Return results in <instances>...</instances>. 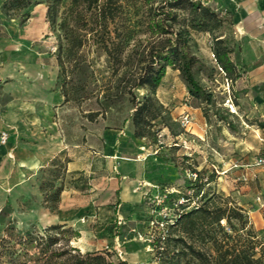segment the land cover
<instances>
[{
    "label": "crops",
    "instance_id": "crops-1",
    "mask_svg": "<svg viewBox=\"0 0 264 264\" xmlns=\"http://www.w3.org/2000/svg\"><path fill=\"white\" fill-rule=\"evenodd\" d=\"M6 1L0 0V131L7 132L9 140L0 144V198L11 193L15 209L28 203L27 219L32 224L73 227L80 233L77 248L83 253L112 244L117 250L123 247L131 260V256L145 260L137 237L133 238L151 218L143 192L154 184L176 190L182 172L189 171L167 148L169 142L162 141L163 151L156 153L157 145L137 140L131 120L116 128L91 126L84 131L76 127L75 132H69L65 126L71 110L57 87L59 67L49 51L46 5L32 6L29 18L22 22L25 10L7 17L2 9ZM209 4L228 12L229 23L222 28L221 38L233 49L231 59L238 68H248L239 79L245 101L237 109L263 121L264 0H209ZM186 112L192 118L187 141L195 153L196 140L205 142L207 124L201 123L196 113ZM234 146L235 159L225 147L221 150L226 161L230 158L241 167L230 168L231 163L226 162L225 169L238 180L243 175L249 177L236 192L243 203L257 201L255 214L263 221L264 165L256 167L254 163L261 157L259 153L264 156V131L251 150L241 143ZM206 156L204 152V165L209 168ZM55 160L64 164L65 188L52 212L43 203L40 184L42 173L53 168ZM225 183L229 187L230 183ZM123 228L128 230L125 241L117 235Z\"/></svg>",
    "mask_w": 264,
    "mask_h": 264
},
{
    "label": "trees",
    "instance_id": "trees-1",
    "mask_svg": "<svg viewBox=\"0 0 264 264\" xmlns=\"http://www.w3.org/2000/svg\"><path fill=\"white\" fill-rule=\"evenodd\" d=\"M65 2L8 0L2 9L7 17L25 10L21 16V21L25 22L32 6L40 3L46 5L47 22L57 39L56 59L63 79L60 92L64 104L70 100L81 102L86 99L89 81L97 71L89 58L92 48L106 56L112 74L109 82L99 90L97 102L112 107L122 103L127 96L131 97L134 106L131 122L134 136L138 139L149 138L153 143L158 142L162 128L157 126L156 121L164 119L165 107L157 98V91L169 68L179 71L191 97L206 106L213 104L212 94L206 90L198 76L205 66L199 56L196 34L209 33L213 36V55L217 65L230 80L231 87L244 74L242 68H238L231 59L233 49L228 41L217 35L229 23L228 12L222 8H213L209 0H145L141 6L144 10L142 20H134L135 13L129 12V4L125 0H70L62 11ZM140 24L144 27L145 45H142L141 38L134 39ZM132 41H136V44H132ZM139 89L145 90L141 99L135 94ZM100 114L99 111L89 112L86 118L93 122ZM257 122L264 129V121ZM63 169L64 164L55 160L53 168L47 170L48 176L40 184L43 201L51 211L58 208L65 188ZM192 172L197 173L196 170ZM213 181L212 176H209L204 183L198 175L189 188L198 190L199 194L206 184ZM202 197L203 205L190 208L191 196H184V204H179L177 196H169L174 221L167 223V233L160 231L159 236H154L151 242L160 256L166 255L168 263H165L178 264V257L184 253L182 249L177 250L178 242L184 241L172 237V231L180 228L185 233L200 229L203 241L210 244L211 252L208 254L184 242L191 256L201 264H264V243L253 242L249 237L240 245H230L231 236L228 233H224L223 238L216 235V229L223 231L222 221L232 228L233 220H236L242 223L241 230L245 229L247 220L242 209L228 205L215 206L206 192ZM175 204L177 207H174ZM150 221L151 218L147 227L152 229ZM17 235V243L21 245L23 254H17L14 250L8 252L15 257V261L21 256L30 258V252L37 249V264H128L120 258L114 260L109 251L81 253L70 245L73 238H80V233L65 225H51L42 233L34 229L18 231ZM62 240L65 243L57 248ZM259 246L260 256L256 258L255 249Z\"/></svg>",
    "mask_w": 264,
    "mask_h": 264
},
{
    "label": "rangeland",
    "instance_id": "rangeland-1",
    "mask_svg": "<svg viewBox=\"0 0 264 264\" xmlns=\"http://www.w3.org/2000/svg\"><path fill=\"white\" fill-rule=\"evenodd\" d=\"M144 1L145 0H125V2L129 4V12L135 13L133 16L134 20L143 19L144 10L141 6ZM69 3L70 0H66L62 11L65 10ZM143 28L144 27L141 24L137 26L134 39L141 38L143 40L142 45H145V35L142 31ZM221 31L222 29L219 30L217 35L220 36ZM195 37L199 45V56L202 58L205 66L198 76L206 90L212 94L214 101L212 105L206 106L191 97L179 71L172 68L168 69L167 75L157 91V98L165 107L164 119L156 121L157 126L162 128L160 134L161 138H158L162 141L165 140L169 142L167 148L171 153H174L175 157L177 156V158H179L178 162L181 167L189 171L182 172L183 176L181 183L176 190H173V188L170 187L168 188L173 190L172 194L177 196L178 200H184L183 198L185 195L191 196L192 201L190 202V208H198L204 204V198L202 197L204 192L211 196V203L215 206L224 207L228 205L229 207L236 206L241 208L244 218L247 220L245 229L241 230L242 223L240 224L236 220H233L232 228L231 225L222 221L221 224L223 226V231L216 229L217 237L223 238L224 233H228L231 236L229 239L230 245H240L245 238L249 237L251 238L249 240L261 244L264 243V217L263 221H261V218L255 214V211H257L258 208L255 199L248 200L244 203L241 201L240 195L236 192V187H240L242 185L241 183L246 182L242 181L241 177L238 180V178L231 173L232 171H227V169H225V163H231L230 168L235 169H239L241 166L239 163L235 162V160L230 162V158L226 161V157L223 155L221 147L228 149V155L231 159H235L234 144L241 143L250 149L254 140L260 141L261 131H264V129L258 126L257 119L249 115V113H244L237 109V106L241 104L243 100L245 101L242 96L243 89L241 86V80H238L234 87H231L230 80L227 79L226 74L217 65L215 57L213 56V36L209 33H199L196 34ZM47 41L50 46L49 51L51 52L55 63H57V39L51 30ZM132 44H136V41H132ZM89 58L93 62V67L97 69V71L94 77L89 81L85 95L86 99L81 102L70 100L66 104L71 112L67 115L68 119L65 127L72 133L75 132L76 127H80L84 131H87L91 126L101 128V130L103 128H116L121 126L123 122L125 125L126 121L131 120L134 113L132 98L129 96H127L122 103L112 107H109L106 104L100 105L97 102L96 96L99 90L104 88L105 84L111 79V64L108 62L106 56L95 52L94 48H92ZM242 71L244 74H247L248 68L244 67V70L242 69ZM62 82L63 79L60 77V71L58 70L57 87L59 90H61ZM144 93L145 90L143 89H139L135 92L139 99L143 97ZM245 103V109L248 110L250 105L247 101ZM187 109L190 112H193V114L196 113L201 123L207 124L205 142H197L196 140L197 151L195 153H193V148L187 141L190 133L181 124L182 117L187 114ZM98 111L101 114L92 122V125L89 124L86 114ZM75 124L78 125L75 126ZM144 140L150 141L153 146L159 145L158 142L153 143L149 138ZM224 142H227L228 144H225ZM203 143L206 144V151H204ZM162 151L163 150H161V152ZM204 152H207V161H205V163L210 165L209 168H205L206 165H204ZM259 155L262 156L261 153H259ZM259 157L260 156L256 157V160ZM193 170H196L201 181L204 183L207 182L209 176H212L214 180L212 183L206 184L199 194L197 193L198 190L195 191L189 188L192 180L189 178L188 174ZM41 176L43 180L48 176V173L43 172ZM226 181L230 183L229 187L226 186ZM6 197L8 198V201L4 202ZM43 203L47 206L45 202ZM27 205L28 203L22 202L19 204V207L16 209L13 208L11 193H8V195H5L2 199L0 198V264H37L35 261V255L38 253L37 249L30 252V258H24L21 256L18 261H15V257H12L11 254L8 253L11 252V250H14L17 254H23L21 245L17 243L19 237L17 235L18 231L25 232L26 230L34 229L37 232L42 233L45 228L49 227L30 223L27 219ZM54 211L55 210H52V212ZM60 225H65L66 228L75 230L73 227L66 224ZM235 229L237 230L236 232ZM127 231L128 230L124 228L119 230L117 235L120 236L121 240L123 238V241H125L126 237H128ZM159 233V230H152L147 226L133 233L135 234L133 238L137 237L141 250L145 253V260L138 261L139 258L135 256H131L133 258V260H131L124 253L125 251L123 250V247L117 250L112 244L108 245L101 251L111 252L114 260H116L119 257V254H121L122 258L126 260L128 264H167L166 255L164 254L163 256H160L159 251L152 243L150 244L148 242V240H153L154 236H159ZM172 237L182 239L186 244H191L195 249L200 250L201 252H207L208 254L211 252V246L209 243L203 241L200 229H197L192 233H185L180 228H175L172 231ZM78 239L79 238H73L70 245L77 248ZM239 240L242 242H239ZM184 242H178L177 245V250H184V253L178 257V264H201L196 258L191 256L189 250L185 248ZM64 243L65 242L62 240L56 247L61 248ZM260 248L261 246L255 249L257 252L255 255L256 258L260 256Z\"/></svg>",
    "mask_w": 264,
    "mask_h": 264
},
{
    "label": "built area",
    "instance_id": "built-area-1",
    "mask_svg": "<svg viewBox=\"0 0 264 264\" xmlns=\"http://www.w3.org/2000/svg\"><path fill=\"white\" fill-rule=\"evenodd\" d=\"M191 122H192V118L190 117L189 114H186L185 116L182 117L181 124L186 130H188ZM159 138H161V135L159 136ZM8 140H9L8 133L5 131L1 132L0 144L4 145L8 142ZM158 144L159 145L155 150L156 153L158 152V150H160V148L163 145L162 140L158 139ZM263 165H264V156H261L256 160L254 166L260 167ZM188 176L192 181H195L198 178V174L195 172H190ZM241 179L244 182L249 181V177L246 175H243ZM172 193H173L172 189L167 187H162L157 184L148 185L145 188V191L143 192V201L147 204L149 208L150 217H151L150 226L152 229H157L164 233L166 232L167 223L174 221L175 215L173 213V208L169 205V196ZM257 200L261 202L260 198H258ZM179 204H184V200H180ZM174 207H177V205L175 204ZM148 242L151 244L152 240H148ZM118 258L124 260L121 254H119Z\"/></svg>",
    "mask_w": 264,
    "mask_h": 264
}]
</instances>
